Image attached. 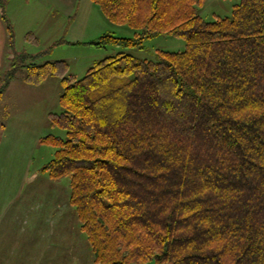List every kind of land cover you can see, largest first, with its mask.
<instances>
[{
	"label": "trees",
	"instance_id": "trees-1",
	"mask_svg": "<svg viewBox=\"0 0 264 264\" xmlns=\"http://www.w3.org/2000/svg\"><path fill=\"white\" fill-rule=\"evenodd\" d=\"M91 1L134 29L103 33L97 46L185 40L156 59L117 52L80 78L63 60L37 63L42 51H15L0 73V100L20 70L30 84L62 83L50 120L66 136L42 139L55 147L43 170L69 177L94 262L264 264V0H240L214 20L199 15L200 0Z\"/></svg>",
	"mask_w": 264,
	"mask_h": 264
},
{
	"label": "rangeland",
	"instance_id": "rangeland-1",
	"mask_svg": "<svg viewBox=\"0 0 264 264\" xmlns=\"http://www.w3.org/2000/svg\"><path fill=\"white\" fill-rule=\"evenodd\" d=\"M8 1L20 6L14 18H8L16 52L42 49L37 63L63 60L67 73L76 78L117 52L156 59L157 50L185 48L183 38L170 34L146 39L142 47L95 45L103 33L131 37L134 29L109 22L91 0ZM239 2L200 0L199 15L205 20L229 16ZM28 33L36 42L26 39ZM23 75L18 71L15 80ZM62 92L60 79L48 76L39 84L14 83L0 100V264H98L69 202V177L52 178L43 170L55 147L42 139L66 136L50 120L51 113L62 109Z\"/></svg>",
	"mask_w": 264,
	"mask_h": 264
},
{
	"label": "crops",
	"instance_id": "crops-1",
	"mask_svg": "<svg viewBox=\"0 0 264 264\" xmlns=\"http://www.w3.org/2000/svg\"><path fill=\"white\" fill-rule=\"evenodd\" d=\"M9 3L6 6V13H8V18L11 19L14 18L15 13L17 12V9H20V6L18 4H12L11 1H8ZM21 11V10H20ZM23 11V10H22ZM9 13L11 16H9ZM1 10H0V73L5 71L6 69H8L9 65H10V61L13 58V54L15 51H17L16 49H11L8 45L9 40H8V32L6 30V26L5 23L1 17ZM15 41V38L14 40ZM14 43V42H13ZM40 51H42V49H37V47H35V49L33 50H22L19 52H25V53H29V54H34L36 55L37 53H39ZM20 82H24V80L21 77V80H13L10 85L8 86L7 90L5 91V93L9 92L11 90V87L13 86L14 83H20ZM4 93V94H5ZM4 96V95H3Z\"/></svg>",
	"mask_w": 264,
	"mask_h": 264
}]
</instances>
